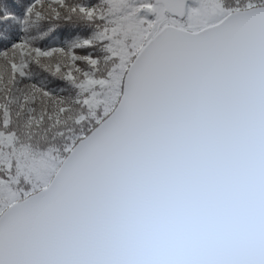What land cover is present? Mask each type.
Instances as JSON below:
<instances>
[{"label":"snow or ice","instance_id":"snow-or-ice-1","mask_svg":"<svg viewBox=\"0 0 264 264\" xmlns=\"http://www.w3.org/2000/svg\"><path fill=\"white\" fill-rule=\"evenodd\" d=\"M101 3L68 9L103 26L67 49L0 46L9 85L65 56L79 106L21 133L0 76V264H264V0Z\"/></svg>","mask_w":264,"mask_h":264},{"label":"trees","instance_id":"trees-1","mask_svg":"<svg viewBox=\"0 0 264 264\" xmlns=\"http://www.w3.org/2000/svg\"><path fill=\"white\" fill-rule=\"evenodd\" d=\"M68 1L67 7L60 10V18L55 19L54 11L48 17V13H44L46 9L41 7L52 6L50 0H41V4L37 9L39 16L30 18H25L23 9L31 0H0V9L7 5L8 11L15 14L14 19L8 20L7 22H0V46L7 47L10 43L22 37L28 45L34 48L63 47L67 49L71 47L77 37L88 36L100 31L103 25L91 24L79 15H71L68 9L77 4L95 5L103 9L105 5L101 3V0H74L70 6L68 5ZM129 3H132V0H129ZM124 11H128L127 6H125ZM120 14L123 15V12ZM0 15H3L2 11H0ZM90 51L96 55H105L103 48L99 45ZM105 67V65H102V70ZM26 73L27 75L22 79H18L14 85L2 84L5 93L11 97L9 107L15 116V124L18 131L22 133L24 130L28 108L34 109V114L45 109L51 112L54 111L55 101H62L65 104L71 105L72 112L70 115L74 116L77 114L79 106L73 103L76 96V89L69 83L61 79L59 75L54 76L51 69L44 66L36 58L30 60ZM33 85L51 92L53 99L49 100L40 97L37 93L36 102L27 105L21 110L23 98L34 94ZM5 93H0V96ZM68 127H71L70 121ZM67 134L70 133L66 132ZM43 139L41 138V142H43ZM55 142L60 144L62 143V139L57 137Z\"/></svg>","mask_w":264,"mask_h":264},{"label":"rangeland","instance_id":"rangeland-1","mask_svg":"<svg viewBox=\"0 0 264 264\" xmlns=\"http://www.w3.org/2000/svg\"><path fill=\"white\" fill-rule=\"evenodd\" d=\"M73 1L74 0H69L68 1V5L70 6ZM41 7L46 9L45 11L43 9V11H44V13L47 12L48 13V17H50L51 13L54 11V8H52V7H55V6L52 5V6H41ZM36 59L39 62H41L44 66H46V67H48L50 69H51V67L53 65H56V64L63 65L64 63H66V58L63 55H55V56L51 57L50 59H44V58H36ZM0 76L3 77V84H5V85L9 84L8 83V81H9V73H8L7 60H4V61L0 62Z\"/></svg>","mask_w":264,"mask_h":264}]
</instances>
